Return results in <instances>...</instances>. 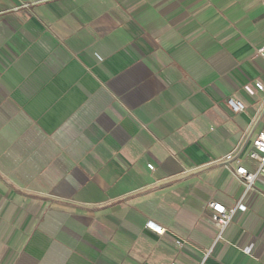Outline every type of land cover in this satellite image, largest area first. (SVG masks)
Wrapping results in <instances>:
<instances>
[{
  "label": "crops",
  "instance_id": "obj_1",
  "mask_svg": "<svg viewBox=\"0 0 264 264\" xmlns=\"http://www.w3.org/2000/svg\"><path fill=\"white\" fill-rule=\"evenodd\" d=\"M263 44L264 0H0V264H264V177L207 221Z\"/></svg>",
  "mask_w": 264,
  "mask_h": 264
},
{
  "label": "built area",
  "instance_id": "obj_2",
  "mask_svg": "<svg viewBox=\"0 0 264 264\" xmlns=\"http://www.w3.org/2000/svg\"><path fill=\"white\" fill-rule=\"evenodd\" d=\"M256 52L258 55L264 58V44L257 48ZM244 89L249 94H252L255 89L264 92V85L261 81L255 80L253 87L250 85H245ZM225 103L234 113H239L244 110L242 102L233 95L226 97ZM263 106L264 99L259 111L251 119L249 128L246 129V131L242 134L237 145L220 159L221 162L226 163L230 167L232 174L242 182L243 192L236 204L230 207H226L224 204L218 201H210L208 203V207L211 212L207 221L217 228L218 237L232 220L234 214L237 211H244L246 209L244 203L242 202L244 196L252 188L258 177H264V127L251 137L254 127L260 121L261 116L259 114L262 112L261 109ZM248 140H250V148L247 150L246 156L256 163V167L254 169H248L239 163L241 153L245 149ZM234 161L236 162V165L232 166V162ZM147 167L152 169L151 164H147ZM147 226L153 229L155 233L159 234L163 232V229L157 225H154V223L151 221L147 222Z\"/></svg>",
  "mask_w": 264,
  "mask_h": 264
}]
</instances>
